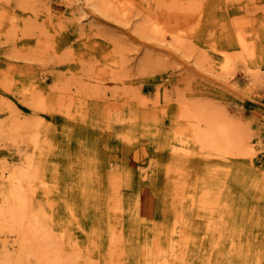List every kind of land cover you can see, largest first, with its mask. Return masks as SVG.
Wrapping results in <instances>:
<instances>
[{
    "label": "rangeland",
    "instance_id": "rangeland-1",
    "mask_svg": "<svg viewBox=\"0 0 264 264\" xmlns=\"http://www.w3.org/2000/svg\"><path fill=\"white\" fill-rule=\"evenodd\" d=\"M161 1L0 0V167L71 264H264V0ZM204 100L252 160L201 156L182 113Z\"/></svg>",
    "mask_w": 264,
    "mask_h": 264
},
{
    "label": "bare ground",
    "instance_id": "bare-ground-1",
    "mask_svg": "<svg viewBox=\"0 0 264 264\" xmlns=\"http://www.w3.org/2000/svg\"><path fill=\"white\" fill-rule=\"evenodd\" d=\"M94 1L97 2L98 5H100L104 10L110 11L114 7L113 12H116L118 14L117 16H127L128 17V14L126 13V12H128V9H127L128 6L124 7L122 5H118L119 3L116 2L117 3L116 4L114 2V0H94ZM162 1H164V0H162ZM166 2H167V0H166ZM177 2H179V1H177ZM185 2H187V1H185ZM123 4L125 5V2H123ZM159 4H161V3H159ZM171 4H173V3H171ZM190 4H191V2H190ZM164 5L165 4L163 3L162 6H164ZM180 5H181V3H180ZM192 5H193V8L196 7L194 2L192 3ZM146 6H148V5H146ZM178 6L175 9H177ZM185 6H186V3H185ZM167 7H168V5L165 8H167ZM170 8H172V7H170ZM186 12H189V10ZM158 13H159V11H158ZM119 14H121V15H119ZM157 14L155 13L152 15L151 10L146 11L145 16H143L142 23L140 25L141 28H143L144 30H148L150 28L154 29V32H152V33H153V36H155V37L158 36L159 32L161 31L160 30L161 28H159L157 25V23H158L157 22V18H158ZM183 19L186 20V17H184ZM191 22H192V19H191ZM240 25L242 26V24H240ZM237 30H238V28H237ZM156 33H158V34H156ZM159 35L161 36V34H159ZM212 45L214 46V43ZM223 53L225 54V57H226V61H227L226 66H227V64L230 61L229 53L227 51H223ZM224 63H225V61H224ZM224 69H225V66H224ZM257 71L258 70L256 69V72ZM227 72H226V74H228ZM5 83H6V81H5ZM32 103L33 102L30 103L28 101V105L33 107V105L35 103L34 104H32ZM210 107H211V104L209 105V103L206 100H204L201 103H199V106H197V104H195V106H193V107H186V109H184L183 113H182L184 118L186 117L189 120V122H193L192 126L190 127L191 128L190 130L192 132L191 135L193 136L195 142L197 141L198 145H200L199 147L202 150L201 156H204L203 157L204 159H208L211 156L219 155L223 159H227V160L234 159L233 161H237V159H235V157H237V158L242 157V158H239L242 160L243 157L249 156V159L252 160L251 154H252L253 150L252 151L249 150V148L246 145L247 142L245 140L246 139L245 136L244 135L241 136L242 130L239 128V123L237 122L238 120L232 121V120L228 119L225 116V114H223L221 111L216 112L215 109L210 108ZM19 122H15V123H19ZM20 123H22V122H20ZM20 123H19V126H17V127H20ZM33 123L35 125L34 121H33ZM26 124H28V123H26ZM26 126H28V125H26ZM14 129H16V128L14 127ZM29 129H30V127H29ZM18 130H19V128H18ZM8 132H9V130H8ZM14 133L16 135L15 130H14ZM18 135H20V134H18ZM30 135H31L32 139L34 140L35 139L34 135L33 134H30ZM183 138H184V136H183ZM184 140L186 141V138ZM185 141H184V143H185ZM33 146H35V145H33ZM26 158H28V157H26ZM27 160H30V159L28 158ZM215 161L218 162L219 160L217 161L216 158L208 159V162L210 164L215 163ZM26 163L24 165H26ZM27 165H28V163H27ZM27 169H28V167H27ZM26 172L27 171H26L25 166H18L17 165L14 167H7V166L2 165L0 167V194H1L0 195L1 196V201H0V229H4L5 226H8L7 227L8 233H12L13 235L16 236V240H14L15 243L8 241L7 237L2 238V240L0 242V245H1V248H0V264H71L73 262V260L76 259V257L78 256L79 253L77 251L75 252V254L71 253L72 251L70 253L64 252V248L62 246L63 244L62 245L60 244L61 241H59L58 235H56V233L53 231L51 224L49 222H44L41 219V216H43L42 215L43 211H45V210L41 207H38V208L30 207L29 200H28V192H34V190L32 188H30V186H25L23 183V179L26 175ZM118 176H119V174H118ZM98 188L99 187H97V189ZM45 216L47 217V215H45ZM83 223L84 222H82V224ZM116 234H117V231H116ZM108 241H109V239H108ZM75 243L76 242L72 243L71 245L73 246ZM171 243H173V241ZM169 244L170 243H168V245ZM155 245H158V243H155ZM88 247H89V245H88ZM168 256H169V254H168ZM88 259H89L88 263L92 264L93 263L92 259L87 258L85 256V262L86 263H87ZM154 260H156V259L154 258ZM156 261H157L156 264H161V262H162V261L159 262L158 259ZM112 263H113V261H112ZM93 264H95V263H93Z\"/></svg>",
    "mask_w": 264,
    "mask_h": 264
}]
</instances>
